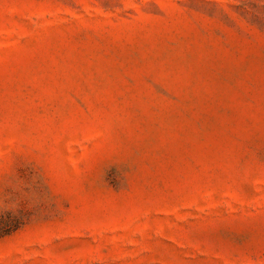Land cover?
I'll use <instances>...</instances> for the list:
<instances>
[{"label": "rangeland", "instance_id": "obj_1", "mask_svg": "<svg viewBox=\"0 0 264 264\" xmlns=\"http://www.w3.org/2000/svg\"><path fill=\"white\" fill-rule=\"evenodd\" d=\"M0 264H264V0H0Z\"/></svg>", "mask_w": 264, "mask_h": 264}]
</instances>
